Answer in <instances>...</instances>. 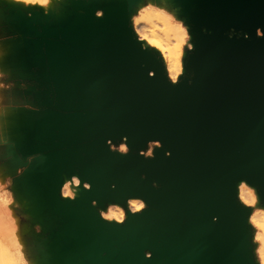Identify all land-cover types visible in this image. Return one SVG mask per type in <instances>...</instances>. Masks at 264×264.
I'll return each instance as SVG.
<instances>
[{
  "label": "water",
  "instance_id": "95a60500",
  "mask_svg": "<svg viewBox=\"0 0 264 264\" xmlns=\"http://www.w3.org/2000/svg\"><path fill=\"white\" fill-rule=\"evenodd\" d=\"M88 7L75 22L17 35L37 65L38 117H50L47 128L23 122L11 150L32 159L18 183L37 174L55 184L66 168L89 183L73 207L96 234L83 238L55 213L51 257L65 234L64 264H256L236 183L255 185L264 203V0H187L193 50L177 84L138 40L130 11L113 5L97 17ZM125 136L128 155L108 143ZM149 141L163 146L141 157ZM131 197L147 207L117 226L103 219L102 207ZM59 200L60 191L55 209Z\"/></svg>",
  "mask_w": 264,
  "mask_h": 264
},
{
  "label": "rangeland",
  "instance_id": "374dc122",
  "mask_svg": "<svg viewBox=\"0 0 264 264\" xmlns=\"http://www.w3.org/2000/svg\"><path fill=\"white\" fill-rule=\"evenodd\" d=\"M81 1L82 0H55L54 4H56V6L53 9V13L50 14L47 11L36 9L37 7L35 6V4L28 6L29 4H25L19 0H14L13 2L12 0H0V40L9 37H16L19 34L27 35L29 36V38H34L36 36V32H42L43 26H56L59 24L68 23L72 20H74L75 22L78 20L79 16L82 13H85V8H82L80 5ZM83 1H86L84 3L87 6L95 8L97 17H102L105 10L113 5H115L116 7L124 6L128 10L125 4V0ZM151 1L152 0H133V9L130 15L131 26L134 27H132L133 30H138V26L136 25L135 20L140 16L141 12L144 11L141 9V5H143L145 8H149L152 4ZM20 4H24V6ZM33 6L36 10L33 9ZM59 8H62L61 11L64 10L66 13L62 15L63 17L60 15V17L57 18ZM32 9L34 11H32ZM164 12L171 16L176 23L181 24L188 32V40L183 46V52H185V54H187L188 56L193 50V34L188 19L185 20L184 18L180 17L176 8L171 7V5L169 4H166ZM65 18H68L69 20H63L62 23L61 21H59ZM27 23L32 26V29L28 28ZM154 23L156 24L157 29H163L165 27L162 26L160 21H154ZM140 26H145L147 29L152 28V25L150 24H141ZM157 35L161 39H164L166 34L163 31H157ZM173 45V41L170 39L167 46ZM185 75L186 73H184V75L182 76ZM13 83V79L11 78L9 73L0 72V106L3 104L5 92H7L9 88H12L11 86L14 85ZM19 88L22 90L23 86H19ZM9 115L10 117L8 119V122L10 125V129L12 130V132H14V137H16L18 136L17 131L20 123L19 120L16 119V113L12 112ZM35 116L37 117L38 115L32 114L28 117L27 114L25 115L23 122L26 125L28 124L29 127H31L32 125L36 126L37 122L42 127L47 128L49 126V116H44V114H41L38 118H36ZM121 143L122 141L113 143L117 148V152H119L118 149ZM4 148L5 146L0 145V186H2L8 194H10L12 203L7 206V210L11 213V220L5 219L3 206L2 204H0V246L2 247L4 245V247H7L10 254L14 252L11 238V221H15V238L21 247V251L26 264H64L62 261L64 253H62L61 251V244L68 242L69 240V238H67L65 234L60 238L61 240H59V242H62V240L63 242L61 244L56 242V244L54 245L53 253H55L57 257L54 258L53 255L51 257V247L56 238H58L60 232V221L57 217V214H55L59 212L55 211L54 208L53 210H51L47 206L42 207V209L38 211L34 209L35 200L40 197V192L42 190L40 187H43L42 181L45 180L46 177L33 174L27 176L26 180L18 183L19 179L25 175V170H20V168H27V166H29L31 162L32 157L28 156V153L24 151L25 149H23L21 152H15L14 150H6ZM156 149L157 148L155 147L153 148V155ZM146 150L147 148L145 149V151ZM72 173L76 172L72 171ZM66 184L67 185L63 187L62 192H64L65 188L71 186L69 179H67ZM71 191L74 196L75 192L73 190ZM26 194L27 196H25ZM62 196L63 195H61L60 192V198L64 199ZM70 200L72 202L76 201L73 197H70ZM112 208H114V206L110 203H108L106 207H102V210H100L101 216L102 213L104 215H107ZM128 208H130V206L127 207L126 205H121L120 208L125 212V221L128 219L129 213H133ZM255 212H264L263 206H257L255 208ZM65 218L67 220H71L72 223L75 224L73 218ZM250 228L253 229L252 240L255 262L256 264H262V260L260 257V249L262 245L259 240L262 230L253 222H251ZM61 231H64V233L67 232V225L62 226ZM79 234H81L83 238L89 239L96 233L87 235L86 233L81 231ZM2 250H4V248ZM148 257H151V255L149 254ZM82 260L83 259L79 261L83 262ZM92 261L95 260L93 259Z\"/></svg>",
  "mask_w": 264,
  "mask_h": 264
},
{
  "label": "clouds",
  "instance_id": "9594fccd",
  "mask_svg": "<svg viewBox=\"0 0 264 264\" xmlns=\"http://www.w3.org/2000/svg\"><path fill=\"white\" fill-rule=\"evenodd\" d=\"M25 4H41L43 6H47L50 0H22ZM154 21H160L165 25L163 29H157ZM137 26L141 23H147L152 25L150 29L140 30L138 28L139 35L142 39L150 41V43L160 48L167 56V59L170 64V72L172 73L171 79L173 82H176L177 77L181 74L182 66H181V57L183 54V46L188 40L187 31L185 28L174 21V19L169 16L167 13L163 11H159L156 8L149 7L143 12H141L140 16L135 20ZM157 31H163L166 35L164 39H161L157 35ZM170 39H175L177 43L174 46H167ZM122 143L119 145L118 151L121 154L128 155L130 153V147L128 142V137L122 138ZM113 151H117L116 146L112 143L111 140L108 141ZM162 143L160 141H149L147 145V150H141L139 155L141 157H153V148H162ZM170 157L171 153H167ZM77 186L79 185V181H76ZM88 187V185H85ZM64 194L67 197H73V193L70 188L64 189ZM255 203V198L252 201ZM12 203V199L10 194L7 193L2 186H0V204L3 206V212L6 220H11V213L7 210V206ZM130 208L133 213L142 212L146 205L144 202L140 200L129 201ZM106 220L112 221L115 220L118 223L123 224L125 221V212L120 208H112L109 213L104 216ZM12 229H11V238H12V246L14 248L13 253H9L7 247L4 248V255L2 264H26L24 256L21 251V247L15 238V221H11ZM259 228L262 230L259 240L261 242L260 249V257L262 260V264H264V223H260Z\"/></svg>",
  "mask_w": 264,
  "mask_h": 264
},
{
  "label": "bare ground",
  "instance_id": "6f19581e",
  "mask_svg": "<svg viewBox=\"0 0 264 264\" xmlns=\"http://www.w3.org/2000/svg\"><path fill=\"white\" fill-rule=\"evenodd\" d=\"M13 1L14 0H12V2ZM19 1H22V0H19ZM54 1L55 0H50V2L48 3L47 6H43L41 4H35V6L37 7L36 9H39V10H42V11H47L50 14H52L53 13V9L56 6V4H54ZM186 1L187 0H152L151 1L152 2L151 7L156 8L157 10L164 12L166 4H169V5H171V7L176 8V10L178 12V15L180 17H182L185 20H187V18L185 17V14L183 12L184 4H185ZM84 2H86V1L82 0L80 5H81L82 8H85V9L88 10V6ZM19 3H22V2H19ZM125 4H126V6L128 8V11H130V15H131V11L133 9V0H125ZM20 5H22V4H20ZM22 6H24V4ZM28 6H30V5H28ZM33 9H35V7ZM33 9H32V11H34ZM141 9L142 10H146L147 8H145L143 5H141ZM61 10H62V8L61 9L59 8V12L57 13V16H58L57 18H59L60 15L62 16L64 13H66L64 10L63 11H61ZM63 20H69V19L65 18V19H61L59 21H61V23H62ZM141 24L146 25L147 23H141ZM161 24H162V26H165L163 23H161ZM140 25L138 26V28L140 30L147 29L145 26H140ZM137 31L138 30H134V33L136 34V36H137L138 40L140 41V43L143 45L144 48L152 51L156 55V57L162 62L163 66H164V71H165L166 76L169 78V80L173 84H176L181 79V76L184 75V73L188 72V68L189 67L187 65V59H186L187 54H185V52H183L182 57H181L182 71H181V74L177 77L176 82H173L172 79H171L172 73L170 72V64H169V61L167 59L166 54L160 48H157V47L153 46L150 43V41L142 39ZM187 34H188V32H187ZM171 40L173 41L174 45L177 43V41L175 39H171ZM190 47H192V46H190ZM167 153H169V152L167 151L166 154ZM67 179H69L70 184H71V186L68 187V188H70V190H73L75 192L74 199L78 200L81 197H83L85 192H86V190L89 188V183L86 182L84 180V178L79 173H77V172L76 173H72V170H70L69 168H66V171H64L63 173H60V175H58V177L55 178V184H53L52 181H49L47 179L42 181V186L43 187H40L42 190L40 192V197L35 200L34 209L36 211H38V210L42 209V207L47 206L48 208L53 210V208L55 206L54 201L57 200V203H58V192L60 191L61 195H63L62 197L64 199H66V200H63L64 202L59 200V202L61 203L60 204V208L59 209L58 208L57 209L54 208V210L57 211V212H62L65 215V217L73 218L75 223L78 225L79 233L82 231V232L86 233L87 235L94 234L95 232L93 230L92 231L88 230L86 228V225L81 223V221L75 217V216H78V215H76V209L73 207L74 203L70 200V197L65 196L64 192H62L63 187L67 185L66 184L67 183ZM77 180L79 181V185L78 186L76 184ZM85 185H88V187H85ZM241 185H247L251 190H253V192H254V194L256 196V200H257V202H256L254 207L246 205L240 199L239 190H240ZM236 193H237V196H238V199H239L240 203L242 205L246 206L250 210V216H249V218L247 220L248 226L249 227L251 226V222H253V217L254 216H255V218H256V220L258 222L264 223V212H261L259 214L255 212V208L257 206H259V205H262L263 208H264V204L261 201V195H260V193L258 191V188L255 185H253L250 182H248L247 180L242 179V180H239L236 183ZM25 196H27V194ZM133 200H140V201L145 203V201L142 200V198L131 197V198H129V200H127L126 206L127 207L130 206L129 201H133ZM110 204L113 205L114 208H121V205L119 203L112 202V200H111ZM145 205H146V203H145ZM95 206L97 207L96 203H95ZM128 209L131 210V208H128ZM102 216L104 218L105 215L102 213ZM125 218H126V215H125ZM107 221H109V220H107ZM109 222H111L112 225H114V226L115 225L117 226V224H120V223H118L115 220H112V221H109ZM1 248L2 249L5 248L4 245L2 247L0 246V264H2L3 255H4V250H2Z\"/></svg>",
  "mask_w": 264,
  "mask_h": 264
},
{
  "label": "crops",
  "instance_id": "0c3cea01",
  "mask_svg": "<svg viewBox=\"0 0 264 264\" xmlns=\"http://www.w3.org/2000/svg\"><path fill=\"white\" fill-rule=\"evenodd\" d=\"M0 72H11L14 82L12 88L5 92L3 104L0 106V145L5 146L6 150H11L23 143L25 115H38L37 105L44 101L43 95H37L29 89V86L34 85L40 87L37 78L39 73L29 45L23 38L16 36L0 40ZM21 73L25 74V77H21ZM19 86H23V89ZM12 112L16 113V119L20 123L16 137L8 122Z\"/></svg>",
  "mask_w": 264,
  "mask_h": 264
},
{
  "label": "snow or ice",
  "instance_id": "6c2138e0",
  "mask_svg": "<svg viewBox=\"0 0 264 264\" xmlns=\"http://www.w3.org/2000/svg\"><path fill=\"white\" fill-rule=\"evenodd\" d=\"M239 194H240V199L242 200V202H244L248 206H252V207L255 206L257 202L256 196L253 190H251L247 185H241ZM254 198H255V203L252 202ZM253 223L256 224L257 227H259L258 225L260 224V222L256 220L255 216L253 217Z\"/></svg>",
  "mask_w": 264,
  "mask_h": 264
}]
</instances>
